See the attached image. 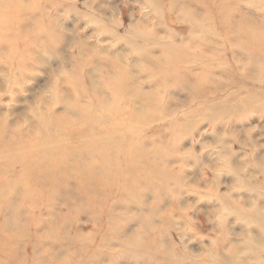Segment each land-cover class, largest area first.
<instances>
[{
    "label": "bare ground",
    "instance_id": "6f19581e",
    "mask_svg": "<svg viewBox=\"0 0 264 264\" xmlns=\"http://www.w3.org/2000/svg\"><path fill=\"white\" fill-rule=\"evenodd\" d=\"M52 1L1 0L0 13L4 15L0 22L6 34L0 42L8 36L12 22L22 49L32 39L44 41L59 35V17L56 12L49 15L53 14L49 10L55 4ZM147 1L164 5L168 13L177 14V19L188 26L182 32L173 29L161 12L153 17L173 35L172 39L155 33L147 17L129 22V35L115 31V23L109 22L110 29L95 26L96 33L112 35L109 48L113 52L101 48L100 43L76 39V54L71 56L75 60L69 63L67 74L72 76L78 71L81 75H73L76 79L64 84L66 89L48 82L53 97L35 96L41 100L30 117L26 116L31 124L17 136L4 134L7 123H0V264H116L121 252L149 264L156 263L157 252L168 258L172 248L157 245L164 244L166 235H160L159 242L153 244L146 240V231L132 233L127 224L119 223L118 213H128L135 203L132 191L136 192L137 187L129 184H143L148 194L171 184L174 189L185 186L182 179L186 173L180 168L189 158L175 145L180 129L194 131L195 117L217 125L231 116L237 100L252 111L264 110V16H254L245 6L257 14L258 10L264 11V0L142 3ZM36 13L41 16V24L33 18ZM212 25L218 27L216 31H212ZM121 38L125 44L114 43ZM229 74L231 78L227 79ZM199 82L208 83L209 88L202 89ZM249 83L254 87H245ZM181 91L188 94L183 97ZM193 102L197 105L191 106ZM156 122H161L160 126L152 129ZM224 140L220 139L218 145L227 151L223 154L227 160L232 150ZM71 174L81 179L76 189L100 194L92 202L102 204L101 196L117 194L103 228L98 220L102 213L94 215V228H99L102 235L99 241L83 229L74 234L67 231V223L58 221L57 211L47 213L51 226L31 214L47 207L49 201L51 211L56 203L63 207L56 196L63 194L62 185ZM213 192L222 196L215 187ZM147 196L139 199L143 204L139 216L143 228L150 226L152 215L161 213L165 198L148 201V210ZM120 205L124 212L116 211ZM235 208L240 209L238 205ZM246 210L240 209L239 213L264 222L263 210ZM62 216L68 219L71 213ZM169 218L171 215L165 213L164 220ZM78 241L82 247L73 245ZM95 241L99 245L118 242L121 248L115 254L117 258L109 261L104 253L96 259L90 251ZM54 249L62 251L60 256ZM217 254L215 251L212 255L216 264L233 261L232 253L223 254L222 262Z\"/></svg>",
    "mask_w": 264,
    "mask_h": 264
},
{
    "label": "rangeland",
    "instance_id": "374dc122",
    "mask_svg": "<svg viewBox=\"0 0 264 264\" xmlns=\"http://www.w3.org/2000/svg\"><path fill=\"white\" fill-rule=\"evenodd\" d=\"M10 1L6 0L7 3ZM175 1L185 4L181 0ZM52 2L55 4L52 3L53 6L49 7V10H53V14L49 15L53 16L56 12L59 17L57 32H60L59 35L46 37L44 41L38 38L32 39L22 49L16 34V25L12 22L8 36L0 42V123H7L4 129V134L6 133L7 136H17L25 128H29L31 122L26 116L30 117L31 110L39 106L41 100L38 96L35 97L36 95L53 97L50 87H47L48 82L53 81V86H58V89H61V86L66 89L67 86L63 85L75 80L76 77H72L73 75H81L78 71H74L72 76L67 74L69 63L75 60L71 56L76 54L73 45L76 39L100 43L101 48L113 52V49L109 48L112 35L96 33L95 26L109 28V22L115 23L114 30L126 34L129 22L147 17L155 33L164 34L166 38L172 39L173 35L166 32L168 30L165 26L159 24L153 17L157 12L163 14L167 25L173 29L182 32L184 27L188 26L177 19V14L168 13L164 5L159 6L155 1L142 3V0H53ZM245 6L247 9L244 8L254 16H264V11L258 10L256 14L247 4ZM3 15L4 13H0V21ZM33 18L41 24V16L38 13L34 14ZM213 26L212 31H216L218 27ZM5 34L0 22V40L4 39ZM9 38L12 42L8 41ZM125 42L122 38L114 40L116 44H125ZM158 53L159 51L155 50V54ZM90 64L91 61L88 67ZM143 75V72L140 73V77ZM231 75L229 74L227 79L231 78ZM261 77L264 78V73ZM199 86L202 89L209 88L206 82H199ZM245 87L251 89L254 84L249 83ZM179 94L185 97L188 93L181 91ZM193 104L195 105L191 106L197 105L194 102ZM233 104L231 116L222 118L215 126L202 117H195L194 131L179 130L180 136L177 137L175 145L189 158L180 168L181 172L186 173L184 180L182 179L185 186L174 189L171 184L170 187L165 186L162 191L150 193L152 196L142 189L143 184H129V187H137L136 192L130 189L135 203L128 213H118L119 223L127 224L132 233L146 231V240L153 244L159 242L157 239L160 235H166L164 244L157 245L161 249L166 246L171 247V255L164 258L159 252L154 253L155 264H216L212 258L215 251L218 253L216 257L221 262L220 258L223 254H233V261L222 262L223 264L232 262V264H264V222L259 223L247 213H239L243 208L248 209L246 211L259 208L264 212V110L252 111L249 109L250 106L240 104V100L234 101ZM160 123L156 122L152 129H157ZM189 126H193V123ZM32 127L33 125L30 126ZM232 135L235 139H232ZM169 138L173 139L174 136ZM220 139H225L226 146L232 150L227 160L223 157L224 152L227 151L218 145ZM80 180V177L73 174L65 179L62 185L63 194L56 196L61 204L64 203L63 207L60 208L56 203L53 208L55 210L51 211L52 206L49 201L47 207L31 214L48 223L47 213L57 211L60 214L58 221L67 223L65 225L67 231H72L74 234L83 229L99 241V236L102 235L99 228H94V225L96 226L94 215L102 213L98 220L102 221L100 225L103 228L106 213L117 194L113 197L101 196L104 202L99 204V201L97 204L92 201L97 200L100 194L96 196L94 193H88L87 190L79 191L75 188ZM214 187L222 196L214 194ZM164 195L161 213L152 215L150 226L143 228L139 217L142 214L143 204L140 205L139 199L147 196V209L150 210L149 202H156ZM88 204L89 206H86ZM237 205L240 209L235 208ZM169 209L174 210L173 213ZM116 211L124 212V208L120 205ZM62 213H71L69 221L67 217L62 216ZM165 213L171 215L168 221L164 220ZM2 218L3 216L0 215V219ZM23 222L20 219V223ZM48 225L51 226L49 223ZM97 241L92 243L90 249L96 259L98 254L106 253L108 260L113 262L114 258H117L115 254L120 252L121 247L118 242L99 245ZM77 244L82 247L79 241L73 243L75 247ZM70 248L74 249L72 246ZM53 252L60 256L62 251L54 249ZM124 253L129 252H121L116 264H149L143 259H133L130 253L128 256L121 255ZM8 263L12 264L11 261Z\"/></svg>",
    "mask_w": 264,
    "mask_h": 264
}]
</instances>
